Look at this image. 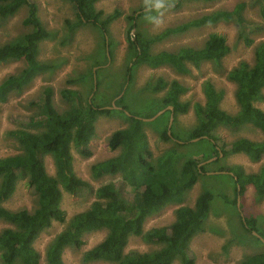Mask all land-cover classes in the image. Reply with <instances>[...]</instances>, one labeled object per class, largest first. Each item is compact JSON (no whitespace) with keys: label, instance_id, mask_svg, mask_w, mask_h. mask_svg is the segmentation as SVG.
Masks as SVG:
<instances>
[{"label":"rangeland","instance_id":"obj_1","mask_svg":"<svg viewBox=\"0 0 264 264\" xmlns=\"http://www.w3.org/2000/svg\"><path fill=\"white\" fill-rule=\"evenodd\" d=\"M30 2L36 5L41 25L49 34V37L38 45L37 61L44 69L36 72L30 83L20 91L13 90L6 100H0V158L24 152L18 140L11 135L12 131L26 130L35 134L42 132V128L31 121L40 116L39 99L45 87L52 88L53 104L60 113L70 109V104L60 96L63 90L78 93L82 105L89 102L100 110L112 111L109 115H97L95 136L88 145L91 152L89 157L77 152L72 144L69 147L72 172L88 187L78 188L74 194H70L58 181L62 192L60 206L65 220L63 223L55 222L41 231L34 241L33 247L39 254L40 264H47L46 250L55 236L67 228L75 215L86 211L96 201L94 192L98 187L112 183L122 198L130 203L133 201L134 192L122 180L121 174L103 175L95 179L91 172L94 164L120 154V149L111 151L108 148V139L114 131L127 129L130 126V117L141 119L152 161L155 162L167 150H175L180 154L179 165L187 157H197L198 166L203 168L197 183L186 193L184 202L181 205H168L147 218L143 233L146 234L153 228L169 227L175 221V211L178 207H193L199 194L209 191L213 200L203 229L192 238L188 248V254L193 256L195 263L240 264L247 258L264 253V198H257L250 186L242 197H237L239 201L236 200L235 203L234 182L227 172L232 167L240 166L246 173H258L264 166V155L257 162L251 161L243 153L224 157L218 149H210L207 139H187L188 133L198 124L194 107L205 103V82H211L218 92H223L220 102L222 110L231 115L239 110L234 98L235 84L229 81L226 75L242 61L253 65L254 48L256 44L264 42V18L260 15L259 3L256 0H173L174 7L165 14L163 25L156 28L144 19L143 0H101L95 4V9L102 12V18L115 10L120 13L119 17L109 24L108 37L104 41L101 32L91 24L77 25L75 8L71 2ZM178 2L181 3L179 8L176 7ZM238 4L244 5L240 11L244 29L234 20L220 21L172 35L151 46L153 53L176 52L183 47L199 49L209 34L217 33L225 38L230 48L219 65L203 62L198 68H194L188 64L189 72L179 74L168 65L152 69L145 64H132L135 53L128 48L126 38L133 24L135 28L131 31V36L141 34L151 37L164 29L178 26L204 14L232 11ZM27 12V7H24L15 15L0 20V45L18 41L31 32V27L22 23ZM130 18H135V21ZM67 23L77 26L71 28ZM243 30L252 41L250 46L245 45L241 37ZM25 67L22 60L0 63V84L7 77L20 74ZM158 79L167 83L175 80L187 89L179 100L189 104L188 111L173 114L171 124L169 108L161 105L166 90H153ZM124 106L127 111H123ZM255 106L264 111V97L256 102ZM157 114L159 115L154 119ZM145 119L153 120L144 121ZM168 127L173 137L165 142L160 138V133L164 129L168 133ZM214 135L217 145L225 150L240 139L253 142L264 140V134L250 124L237 130L218 127ZM208 156L212 158L209 159ZM42 158L46 173L57 179L53 156L46 154ZM37 202L38 195L28 186L27 177H21L12 196L1 205L10 211L26 210L32 213L37 207ZM245 217L253 220L250 230L243 225L242 219ZM7 228L14 226L0 220V232ZM106 235V229L86 233L82 238L84 244L81 248L68 246L63 250V264H117L103 260H82V254L100 243ZM163 246L158 242H148L142 236H129L124 254L131 251L151 253ZM173 264H180V260L176 259Z\"/></svg>","mask_w":264,"mask_h":264},{"label":"trees","instance_id":"obj_2","mask_svg":"<svg viewBox=\"0 0 264 264\" xmlns=\"http://www.w3.org/2000/svg\"><path fill=\"white\" fill-rule=\"evenodd\" d=\"M67 1L75 8L77 25L91 24L101 32L105 41L109 33L108 26L119 17V11L115 10L102 18V12L95 9V4L101 0ZM256 2L259 3L260 15L264 18V0ZM180 5L178 2L176 7L179 8ZM24 7H27L28 12L22 23L32 30L18 41L0 45V63L22 60L26 67L20 74L11 75L0 84L1 101L6 100L11 91H20L30 83L36 72L44 69L37 61L38 45L47 39L49 34L41 25L36 5L30 0H0V20L15 15ZM243 8V4H238L232 11L204 14L178 26L164 29L151 37L141 34L131 36L130 33L135 28L133 24L126 38L128 48L135 53L132 64H145L152 69L168 65L179 74L189 72L188 64L194 68H198L203 62L219 65L230 48L225 38L217 33L209 34L199 49L183 47L176 52L153 53L151 46L172 35L220 21L234 20L244 29V20L240 15ZM130 19L135 21V18ZM241 32L245 45L250 46L252 41L247 38V33L244 34V30ZM226 77L235 84L234 98L239 110L234 115L222 110L220 102L223 92H218L211 82H205V103L195 105L198 124L188 133L187 139H207L210 149H218L224 157L243 153L251 161L257 162L264 155V140L253 142L240 139L225 150L217 145L214 133L218 127L237 130L250 124L264 134V111L255 106V103L264 97V42L256 44L254 48L253 65L242 61L233 67ZM153 90H166L161 105L165 108L171 107L174 115L188 111L189 104L179 100L187 89L177 81L167 83L158 79ZM60 96L70 104V109L61 113L54 107L52 88L43 89L39 99L40 116L31 121L41 127L42 132L35 134L26 130L12 131L11 135L18 140L24 152L0 158V220L14 226L0 232V264H40L39 254L33 247L34 241L41 231L55 222L63 223L65 220L60 206L62 192L58 181L70 194H74L78 188L88 187L72 172L69 147L72 144L77 152L89 157L91 152L88 145L95 136L97 115H109L112 111L100 110L89 102L82 105L79 94L72 90H63ZM123 109L127 111L125 106ZM141 125L139 119L130 117V126L114 131L108 139V148L111 151L120 149V154L91 167L95 179L103 175L121 174L122 180L134 192L133 201L130 203L122 198L112 183L98 187L94 192L96 201L86 211L75 215L67 228L48 245L47 264H63L62 253L66 247L79 249L84 244L82 238L86 233L102 229L107 230L106 237L82 254L84 262L103 260L117 264H173L179 259L180 264H196L193 256L188 254V248L192 238L203 229L213 200L209 191L199 194L193 207H178L175 211V221L169 227L153 228L144 234L143 226L147 218L166 206L181 205L186 193L197 183L203 168L198 166L197 157H187L179 165L180 154L175 150H167L155 162L152 161ZM172 137V133L168 135L165 129L160 133V138L165 142L170 141ZM46 154H51L54 158L57 179L46 173L42 158ZM227 172L234 182L235 203L238 197L237 186L240 188V197L247 187L251 186L257 198H264V166L258 173L253 174L246 173L240 166L232 167ZM21 177H27L28 186L38 195L37 207L32 213L26 210L10 211L1 205L12 196ZM242 220L244 227L250 230L253 220L246 217ZM129 236H142L148 242H158L164 246L151 253L131 251L124 254ZM240 264H264V253L247 258Z\"/></svg>","mask_w":264,"mask_h":264},{"label":"clouds","instance_id":"obj_3","mask_svg":"<svg viewBox=\"0 0 264 264\" xmlns=\"http://www.w3.org/2000/svg\"><path fill=\"white\" fill-rule=\"evenodd\" d=\"M144 19L156 28L163 25V18L174 7L173 0H143Z\"/></svg>","mask_w":264,"mask_h":264},{"label":"water","instance_id":"obj_4","mask_svg":"<svg viewBox=\"0 0 264 264\" xmlns=\"http://www.w3.org/2000/svg\"><path fill=\"white\" fill-rule=\"evenodd\" d=\"M169 108V110L171 111V116H170V123L169 124H171V122H172V118H173V109L171 108V107H168ZM160 114V113H159ZM159 114H157V115H155V117H154V119L159 115ZM137 118V117H136ZM137 119H139V118H137ZM139 120H141V119H139ZM153 119H145L144 121H152ZM170 126V125H169ZM168 134L170 135V129H169V127H168ZM194 141H196V140H199V139H193ZM239 191H240V188H239V186H237V193H238V197H239ZM237 201H239V199H237ZM238 205H239V203H238Z\"/></svg>","mask_w":264,"mask_h":264}]
</instances>
